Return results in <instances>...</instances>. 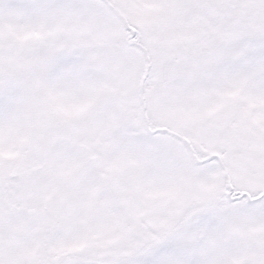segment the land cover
I'll return each instance as SVG.
<instances>
[{"label": "snow or ice", "instance_id": "obj_1", "mask_svg": "<svg viewBox=\"0 0 264 264\" xmlns=\"http://www.w3.org/2000/svg\"><path fill=\"white\" fill-rule=\"evenodd\" d=\"M0 264H264V0H0Z\"/></svg>", "mask_w": 264, "mask_h": 264}]
</instances>
